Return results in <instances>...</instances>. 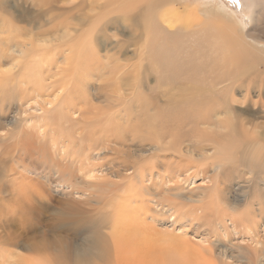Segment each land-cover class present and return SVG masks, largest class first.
<instances>
[{"label": "bare ground", "instance_id": "bare-ground-1", "mask_svg": "<svg viewBox=\"0 0 264 264\" xmlns=\"http://www.w3.org/2000/svg\"><path fill=\"white\" fill-rule=\"evenodd\" d=\"M139 1L141 2V0H115V2L120 5L124 4L126 7L131 5L136 8L138 7ZM159 1L162 2V0H156L155 2L159 3ZM257 1L258 2L252 0V8L255 14L252 21L256 22L257 26H261L264 29V0ZM110 3H107V5L110 6ZM258 7L260 11L256 10ZM24 11L28 12L29 10L23 8L20 13L16 14L14 12V7L10 8L4 0H0V12L8 13L13 21L20 23L26 21L30 23L33 16H31V14H23L22 12ZM175 16L174 18L182 20L185 24L190 25L191 28L198 25L197 23L190 24V21L194 18L190 15L181 16L179 13H176ZM1 19L0 141L6 140L10 133L20 124L24 123L26 126L18 133L13 142L7 144L3 148L0 145V162L3 156H13L19 159L16 163L22 170H29L32 172L31 169L36 171L43 169L44 172V174H41V176L43 175V181L38 175L39 178L35 184H31L30 182L29 184H20L14 179V181L10 183L12 184V188H8L9 184L7 180L5 181L7 184L0 185V245L23 248L31 253L28 255L30 257H27L16 252H10L6 255L0 251L1 264H11L13 261H16L17 264H109L111 250L113 249L114 251V257L120 258L123 249H125V243L133 237V226H128L130 223L128 213L133 212L130 209L132 208V203L135 204V207L138 205L150 207V203L148 205L144 201V199L147 198H151V202H153L155 206L154 213L156 215L160 217L168 215L169 219L174 218V220L170 221L171 226L177 225L178 232L184 234V237H189V239L191 238L194 240L196 239L195 237L199 236L195 233V235L192 234L191 237L187 230L193 229L200 231L202 238L199 240L197 239L198 242H195V245L192 240L182 241L185 242L183 247L188 253L184 255L183 258L190 264H264L262 254L259 255L264 252V202L259 204L256 203L255 209L252 211L249 208L246 209L240 215V219L238 218L236 221L232 218L234 214L230 217L227 214H225L227 216H223L224 212L222 211V205L215 193L217 190H221L223 193L226 192L225 189H221L219 184L222 182L220 178L224 174V164L228 159L227 152L223 154L216 153L212 150L211 145L202 146L200 148L196 147L195 140L197 139L191 135L190 138L187 135L183 136L180 132L178 136L177 133H175L176 127L174 125L176 122L171 123L168 120L169 118L166 119L163 117L165 120H163V118L162 120L157 118V120L151 121L150 124L144 123V132L143 130L141 131V126H136L133 130H130L129 127L133 122L126 117L117 116L119 119H115L109 116V119L104 121L103 125L100 118L96 119L98 117L96 112L97 107L108 109L110 106L117 105V102L111 101L103 105V103L95 97L97 90L95 87L92 88L94 85L89 86L86 79L85 84L82 82L84 57L81 52L87 48L85 39L88 40V37L90 39L92 31L95 29L79 33L78 28H73L71 30L72 33H69L67 32V28L62 27L60 30L57 29L56 34L51 39L46 38L42 40V42H27L24 44L11 40L10 36L7 35L8 27L5 26L4 19ZM231 21L233 22V20ZM108 23H106L102 32L109 30L110 26H115L116 28L118 19H113L109 24ZM159 24L161 25V23ZM206 25V30L208 32L210 30L211 33L217 31V33H220V36H223L220 38L221 41L218 45L219 50L225 54L228 47V40L226 41L225 37L226 28L221 24L213 25L209 23ZM229 25L234 27V25ZM193 29V32L197 31L195 33L197 36L203 33L204 30V28L199 30H197L198 28ZM229 29L226 30L229 31ZM243 30H245V28H242L241 31ZM21 31L31 32L28 28H21ZM235 31L237 34L236 37L232 36V38L234 37V39H232L230 35L229 38L235 43L234 46L238 50L239 57L235 58L234 56L231 58L237 59L236 61H242L244 57H250V53H253L258 57H253L252 62L256 64L260 63L259 66L264 68V40L261 45L259 44L260 46H258L261 50L251 51V49H254L252 44H246V42L244 44L243 36L238 35L239 30L236 29ZM253 31L252 29L251 33H254ZM51 32L52 30L45 34ZM211 33L208 34L211 35ZM233 33L234 32H232V34ZM175 37L173 35L171 38L173 39ZM248 37L253 40H259L251 36V34H249ZM229 43H231V41ZM218 45L216 44L215 46ZM253 45L257 44L253 43ZM232 46L228 48L235 50V48H233L234 46ZM56 50L58 54H55ZM52 53L53 56L50 55ZM48 54L50 58L47 57ZM210 54H215V52L213 51V53ZM210 54L208 55L211 56ZM227 55L228 54L225 56ZM212 57L215 58V55ZM222 59L221 61L224 63ZM37 63L41 64V69H34ZM259 74L263 75L264 71L259 72ZM245 79L247 80V78ZM255 79V77L254 79L252 77V82L255 81ZM248 80H250V78ZM222 83H224V81ZM256 85H258V83ZM86 87L90 88L91 92L84 91ZM171 88H173L171 91L175 93V87ZM223 88L227 89V86ZM238 88H240V86ZM262 88L263 87L259 90L263 91L264 88ZM178 90L176 95L181 91ZM239 90H243L242 87ZM165 92H163V94H165ZM86 94L89 98L85 96ZM180 102L181 101L177 100L176 97L169 98L165 103H162L167 107L165 111H167L168 114L167 112H163V114H159V116H170L169 113L172 114L177 109V107L173 109L172 106H176V104ZM160 109L162 110L160 104L158 105L157 103H148L145 105L146 112L153 110L159 111ZM223 111V113L221 110L215 111L212 117L208 112L202 114L201 117L199 116V121H201L200 126L195 127H202L203 129L217 128L218 130L221 129V131L219 130L220 132L229 130L230 128L227 123L229 117H227V115L230 110L228 111L227 108H224ZM184 116L185 115L180 117L183 118ZM174 117H176V114ZM190 117L188 116L187 118ZM212 120L213 122L215 121L214 124H212ZM180 126H178V128ZM188 126L190 127V125ZM138 128H141L139 131L140 133H144V145H140L141 143L139 144L140 155L138 156V158L141 159L139 165H144V169H139L137 172L140 186H130V188L135 189L133 196L129 195L128 198L123 201L119 198L114 213L122 215L123 218H120L114 223L113 228H108L112 229L113 234H102V232L101 234H95L91 239L87 240L86 244L84 242L83 245H79L78 243L71 245L69 243L65 246V244H63L65 241L62 240L61 246L64 251L60 253L55 252V254L50 252L47 244V239L51 237L50 235L58 238L62 236L61 233L64 235L67 233L66 231L70 229L78 230L87 227L85 216L89 215L91 212L93 213L94 205L99 203L102 196H110L113 191H120V188L125 185L127 179L136 174L135 167L124 166L119 163V159L116 161L113 156L118 153V149L121 150V154L123 151L122 148L124 147L122 142L131 141L128 137L132 136V132ZM180 128L182 129V127ZM184 130H186V128ZM200 133L203 134V132ZM138 134L137 132V135ZM203 136L204 135L199 136L196 132V137L200 143L207 141ZM183 137L187 139H183ZM48 141H50L49 145ZM136 145L138 146V144ZM49 150L51 154L48 153ZM263 152L264 135H261L258 141H250L249 146L244 149L242 153V156H244L243 163L245 165L252 163L255 167H264ZM186 158H196L197 163L195 167L189 165L185 161ZM144 159L147 160L144 161ZM37 160L41 165L50 164V166L43 168L42 166H34V163L31 165L26 163L27 161L36 162ZM133 160L135 162V159ZM151 162L152 164H150ZM150 167L152 168L150 169ZM218 168L219 170L216 171ZM153 169L164 171V174H159L158 170L154 171ZM198 171L203 172L204 178L208 181L207 183L214 186L215 191L210 193L209 191H211V188L205 185L191 189H188V186H182V184H193L195 181L194 178L199 174ZM154 172L157 173L156 176H158L157 179H159V181L154 178ZM53 175L58 177L53 178ZM10 176H15L13 169L10 170ZM147 178L152 179L150 186L153 184L162 185L164 189L156 190L154 187H151L152 191L144 192V190L141 189V185H145L144 182ZM53 184L55 186L58 185V188H60V186H66L71 196L73 197L76 195L78 196L76 199L79 200H67L68 202L65 201L66 203L64 206L60 202L62 205L61 208H57L53 214V216L57 218L56 221L54 217L53 219H50L49 216L45 217L50 203L45 198L48 192L44 191V189H51V185ZM136 190L141 191L142 194L140 195ZM246 190L247 187H244L242 191L243 194L246 193ZM126 191L128 190L120 192ZM154 194L158 197L160 202L153 198ZM169 197L171 199L168 200ZM4 202L7 204L1 205V203ZM36 205L41 209L42 215L40 214L37 217H33V215H35L33 208H35ZM36 213H38V211ZM134 213L139 224L142 223L144 225L143 212L141 210H135ZM52 222H56V224L52 225ZM228 222H232L234 227H237L235 225L239 223L241 227H243L242 232L240 231V235L243 234L244 237L248 238L251 244H246L244 246L234 244L229 238L231 232ZM140 226L143 227L142 225ZM47 228L49 229L47 230ZM97 230H99V228ZM53 237H51L52 240ZM122 240L125 241L124 244H121ZM53 247L55 250L56 247L54 245ZM176 250L182 251L179 244ZM55 251H57V249ZM181 255L182 253L180 254V258ZM211 261L214 262L211 263ZM113 263H115V259Z\"/></svg>", "mask_w": 264, "mask_h": 264}, {"label": "rangeland", "instance_id": "rangeland-1", "mask_svg": "<svg viewBox=\"0 0 264 264\" xmlns=\"http://www.w3.org/2000/svg\"><path fill=\"white\" fill-rule=\"evenodd\" d=\"M4 1L10 6V8L14 7V12L16 14L20 13V11L24 8L29 11H24L22 12L23 14H31V16H33L30 23L26 21H24L25 23H20L13 21L8 13L0 12V19H4L5 26L8 27L7 35L10 36L11 40L18 41V43L20 42L26 44L27 42H42V40L46 38L51 39L56 34L57 29L60 30L62 27L67 28V32L69 33H72L71 30L73 28H78L79 33L95 29L92 31L90 39L89 37L88 40L85 39L87 42V48L81 52L84 57L82 82L85 84L86 79L89 86L94 85L92 88L95 87L97 90L95 97L103 103V105L110 103L111 101L117 102V105L110 106L108 109L97 107L96 112L98 117L96 119L100 118L103 125L104 121L109 119V116L114 117L115 119L118 117H126L133 122V124L129 127L130 130H133L136 126H141L142 128H138L132 132V136L128 137L131 141L122 142L124 147L122 148L123 151L121 154V150L118 149L119 154L117 153L113 156L116 161L119 159V163L124 166L126 165L136 168V174L127 179L125 185L123 186L125 188H120V191H128L120 192L116 190L112 192V195L109 194L110 196H102L97 205L93 204V213L91 212V215L89 214L85 216L87 220V227L78 230L70 229L66 231L67 233L64 235L61 233L62 238H56L53 237V235H50L53 237V240H55L53 241L51 237L47 239L49 247L47 248L50 252L55 254V252L60 253L61 251H64L61 246L62 240L65 241L63 242L65 246L69 243L71 245H75L77 243L79 245H83L84 242L86 244L87 240L91 239L95 234H101V232L102 234H113L112 229L108 228H113L114 223H116L120 218H123L122 215L114 213L119 198L121 201L126 200L129 195H134L133 192L135 189L130 188V186H140L139 179L137 178V172L139 169H144V165H139L141 159L138 158V156L140 155L139 146L144 145V133H140L139 131L141 129V131L143 130L144 132V123L150 124L151 121L157 120V118H160L161 120L163 117L166 119L169 118L168 120L171 123L176 122L174 125L176 127L175 133L179 136L178 133L180 132L183 136L187 135L189 138L194 136L195 139H197L195 141L196 147L198 148L211 145L212 150L216 153H228V159L225 161L223 168L224 174L220 178L222 182L219 184L221 189H225L226 192L223 193L221 190H217V192H215L218 196L220 204L222 205V211L224 212V214H222L224 217L227 215L230 217L234 214L232 215V218L237 221L246 209L249 208L252 211L255 209L256 203L259 204L264 202V167H255L252 163L245 165L243 163L244 156H242L244 149L249 146L250 141L256 142V140H259V136L264 135V90H259L261 87L264 88V74H259V72L264 71V68L259 66L260 63L256 64L252 62L253 57H258L253 53H250V57H244L242 61H236L237 59L231 58L234 56L235 58L239 57L238 50L234 46L235 43L232 42V39H234L232 36L236 37L237 35L235 31L236 29L239 30L238 35L243 36L244 44L245 42L246 44H252L254 49H251V51L258 49L261 50L258 46H260L264 40V29L261 26H257L256 22L252 21L255 17L253 12L254 9L252 8V0H239L238 6L232 4L230 0H162V2L159 1V3L155 2L156 0H141V2L139 1L137 8L131 5L128 7L124 4L120 5L115 2V0ZM254 1L258 2L257 0ZM107 3H110V6H108ZM259 9L260 8L258 7L256 10ZM176 13H179L181 16L190 15L192 18L194 17L190 21V24L197 23L198 25L191 28L190 25L185 24L182 20L174 18L176 17ZM113 19H118L116 28L115 26H110L109 30L102 32L106 23H110ZM231 20H233V22ZM159 23H161V25ZM209 23L213 25L221 24L226 29L231 27L229 24L232 26L234 25V27L229 29L230 32L225 29V37L226 41L228 40L227 46L230 47L233 45L234 47H232L235 48V50L227 47V49L225 48L227 50H225L227 52H225V54L219 50L218 44H220V38L223 36H220V33H217V31H213L211 33L210 30L208 32L206 30V24ZM227 25L230 27H226ZM21 28H28L31 32L28 33L26 31H21ZM193 28H198L197 30L204 28V30L203 33L197 36L195 34L197 31L193 32ZM242 28H245V30L241 31ZM0 29L2 30L1 25ZM252 29L254 30V33H251ZM51 30V33L45 34ZM232 32L234 33L232 34ZM208 33H211V35ZM249 34L260 41L250 39L248 37ZM166 35H169V38ZM173 35L174 37L176 35V37L172 39L171 37H173ZM229 36L232 39H230ZM229 40L232 44L229 43ZM253 43L257 45H253ZM216 44L218 46H215ZM213 51L215 54H210L213 53ZM55 54H58L57 50ZM226 54L230 56H225ZM50 55L53 56V53ZM213 55H215V58L212 57ZM47 57L50 58L49 54ZM221 59L224 60V63ZM34 69H41V64L37 63ZM252 77L253 79L254 77L256 78L253 82ZM245 78H247V80ZM249 78L250 80H248ZM223 81L224 83H222ZM257 83L258 85H256ZM225 86H227V89L223 88ZM239 86L240 88L242 87L244 91L239 90ZM171 87H175V93L171 91V89H173ZM177 90H181L178 92V95H176ZM84 91L91 92V89L86 87ZM163 92H165L166 95L163 94ZM85 96L89 98L87 94ZM171 97H176L177 100L181 101L180 103H177L176 106H172L173 109L176 107L177 109L174 113H169L170 116H159V114L167 112L165 111L167 110V107H165L162 103H165ZM148 103L160 104L162 110L160 109L159 111L153 110L146 112L145 105ZM224 108H227L228 111L230 110L228 114L229 116L227 115L229 118H226L230 128L229 130L220 132L221 129H219V131L217 128L203 129L202 127H195L200 126L201 121L199 120L202 114L208 112V114L212 117L214 112L217 110H221L223 113ZM175 114L177 118L174 117ZM183 115H185L183 118L180 117ZM188 116L191 117L187 118ZM164 118L163 120H165ZM214 123L215 121L213 122L212 120V124ZM188 125H190V127ZM24 126H26L24 123L20 124L12 133H10L6 140L0 141L2 148L13 142ZM178 126L182 127V129L180 127L178 128ZM185 128L186 130H184ZM137 132L139 133L138 135ZM196 132L199 136L204 135L203 137L207 139V141L200 143L196 137ZM200 132H203V134ZM183 139L187 138L183 137ZM49 144L50 141H48V145ZM136 144H138V146ZM48 153L51 154V151L49 150ZM263 154L264 152L262 155ZM133 159H135V162ZM146 160L147 159H144V161ZM17 161H19L17 157L3 156L2 161L0 162V185L7 184L8 182V188H12V184L10 183H12L14 179H16L17 183L20 184H29V182L31 184H35L39 176L43 181V175L41 176L42 173L44 174L43 169L39 171L31 169L32 172L29 170H22L18 167V164L16 163ZM185 161L192 167H195L197 163L196 158H186ZM152 162L150 164H152ZM26 163L30 165L34 163V166H42L43 168L50 166V164L41 165L38 160L36 162L27 161ZM151 168L152 167H150V169ZM12 169L14 170L15 176H10V170ZM157 170L159 171V174H164V171H160L159 169L154 171ZM218 170L219 168L216 171ZM198 172L199 174L194 178L195 181L193 184H182V186H188V189H191L205 185L211 188V191H209L210 193L215 191L214 186L207 183L208 181L204 178L203 172ZM156 174L157 173L154 172L153 176L155 179L158 178ZM52 177L54 178L58 176L53 175ZM147 179V182H144L145 185H141V189H143L144 192L152 191L151 187H154L156 190L164 189V186L162 185L153 184L150 186L152 179ZM6 180L7 182H5ZM157 180L159 181V179ZM51 186V189H44V191L48 192V194L45 195V198L50 203L45 217L49 216L50 219H53V214L57 208L60 209L62 205L64 206V204L68 202L67 200H79L76 199L78 196H71L70 191L66 186H60V188L57 187L58 185L55 186L54 184ZM244 187H247L245 194L242 192ZM136 191L140 195L142 194L141 191ZM153 198L160 202L155 194ZM169 199L171 198L169 197L168 200ZM144 201L148 205L150 203V207H144L141 205L135 207V204L132 203V208L130 209L133 212L128 213L130 217V223L128 226H133V237L125 243V249H123V253H121L120 258L114 257V251L113 249L111 250V254L109 255V264H117L118 261V264H190L183 258V256L188 253L183 247L185 242L182 241L192 240L195 245V242H198V240L202 238L200 231L193 229L187 230L191 237L192 234L195 235V233L199 236L195 237L196 239L194 240L191 238L189 239V237H184V234L178 232L177 225L171 226L170 221L174 220V218L169 219L168 215H164L162 217L156 215L154 213L155 206L153 205V202H151V198L144 199ZM2 204L4 205L7 203L4 202L1 203V205ZM33 209L35 211V215H33V217H37L40 214L42 215V211H40L41 209L37 205ZM135 210H141L143 212L144 225L142 223L139 224L138 220L135 218ZM37 211L38 213H36ZM54 219L56 221L57 218L54 217ZM55 224L56 222H52V225ZM228 225L230 226L231 232V236L229 238L234 244L240 246L251 244V241L248 240V238L244 237L243 234L240 235L243 227H241L239 223L235 225L237 227H234L232 222H228ZM98 228L99 230H97ZM48 229L49 228H47V230ZM124 242L125 241L122 240L121 244H124ZM178 244L180 245L182 251L176 250ZM53 245L56 247L57 251H55L56 249L54 250ZM0 251L6 255L10 252H16L30 257L28 255L31 254L23 248L5 245H0ZM181 253L182 255L180 258ZM261 254L264 258V252L259 255ZM114 259L115 263H113ZM212 262L214 261H211V263ZM15 263L16 261L11 262V264Z\"/></svg>", "mask_w": 264, "mask_h": 264}, {"label": "snow or ice", "instance_id": "snow-or-ice-1", "mask_svg": "<svg viewBox=\"0 0 264 264\" xmlns=\"http://www.w3.org/2000/svg\"><path fill=\"white\" fill-rule=\"evenodd\" d=\"M230 2L234 5H239V0H230Z\"/></svg>", "mask_w": 264, "mask_h": 264}]
</instances>
